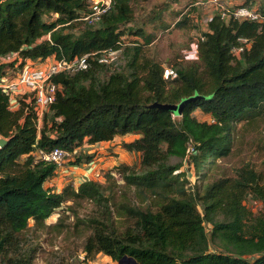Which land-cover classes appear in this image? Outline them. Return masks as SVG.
Wrapping results in <instances>:
<instances>
[{"label": "trees", "instance_id": "trees-1", "mask_svg": "<svg viewBox=\"0 0 264 264\" xmlns=\"http://www.w3.org/2000/svg\"><path fill=\"white\" fill-rule=\"evenodd\" d=\"M89 7V0H0V57L18 54L0 59V77L27 61L95 53L88 68L53 76L62 89L40 128L33 108L21 99L18 109H10L0 88V137L7 139L0 147V264H34L37 231L65 202L80 199L98 206L87 218L84 260L63 256L57 264H84L99 253L115 264L124 257L137 264H264V209L254 213L245 203L248 197L264 202V176L244 166L235 177L209 179L218 159L231 153L234 122L264 115V20L213 14L199 41V59L166 79L165 67L140 45L119 43L122 27L133 20L130 0H114L95 24L81 19ZM256 8L264 16V6ZM78 21L85 24L75 34ZM241 38L251 46L237 56L232 49ZM108 49L120 50L116 66L98 60ZM184 100L181 113L160 106ZM197 109L212 121H200L193 115ZM127 134L136 135L123 145L141 154L142 170L126 172L122 165L124 180L163 195L156 209L122 201L113 210L104 184L94 179L61 191L48 188L56 164L29 155L35 144L77 155L86 142ZM190 144L189 157L205 180L202 190L185 188L174 174L181 164L167 161L186 158ZM94 158L80 152L73 164Z\"/></svg>", "mask_w": 264, "mask_h": 264}, {"label": "rangeland", "instance_id": "rangeland-1", "mask_svg": "<svg viewBox=\"0 0 264 264\" xmlns=\"http://www.w3.org/2000/svg\"><path fill=\"white\" fill-rule=\"evenodd\" d=\"M218 2L225 7L264 6V0H218ZM92 3L93 0H89V4ZM130 5L134 13L133 20L122 27L124 35L120 40L123 45H140L146 55L157 60L164 67L172 66L176 70L199 59L197 51L195 52L196 40L207 31L209 18L220 12L219 5L209 0H130ZM225 19L228 20L229 17ZM84 24L78 21L72 32L78 34ZM138 30L143 33L136 34ZM16 57L18 54L12 58ZM116 62L120 63L118 59ZM18 69L20 65L15 66V69L9 68L8 75L12 77ZM193 115L200 121H212V117L200 109L195 110ZM176 118L180 119V116ZM129 138L134 140L136 136ZM231 140V153L227 157L218 159L209 179L217 176L235 177L238 169L244 166H250L264 176V115L234 122ZM124 142L128 141L120 139V143L115 145H120L119 150L113 151V147L112 149L106 147L108 151L100 154L106 156L105 160L111 161L108 165L73 164L80 152L94 153L86 142L82 150H78L77 155L69 156L70 160L65 163L64 168L56 170L53 179L47 181L45 186L61 191L68 184L78 185L86 179H94L104 184L113 210L122 201L143 208L149 206L156 209L158 202L162 197L164 198L163 195L140 191L135 185H129L124 180L122 165L129 168L125 170L126 172L142 170L141 154L127 150L123 145ZM192 152L194 151L190 148L186 158L171 156L167 161L171 166L181 164L174 174H179L180 179L185 182V188L192 191L202 190L205 180L197 176L195 165L189 157ZM99 170L100 174L97 175ZM108 174L113 178L107 179ZM245 203L254 213L264 209V202L251 197H248ZM97 208V204L89 199L69 200L58 208L49 217L50 223H47L49 226L40 228L36 233L39 249L34 264H57L63 256L79 259L83 253L84 240L90 233L86 225L87 218L95 214ZM115 221L119 227H122L121 221L116 217ZM33 224L34 221L31 219L30 226ZM98 255L101 256L100 258L104 257V254L99 253L96 258ZM104 264L107 262L104 261Z\"/></svg>", "mask_w": 264, "mask_h": 264}, {"label": "built area", "instance_id": "built-area-1", "mask_svg": "<svg viewBox=\"0 0 264 264\" xmlns=\"http://www.w3.org/2000/svg\"><path fill=\"white\" fill-rule=\"evenodd\" d=\"M213 3H217L220 7L219 14L222 18L232 17L238 19H248L252 21H262L264 16L257 10L255 6L240 5V6H223L219 4L218 0H209ZM114 0H93V3L89 7V11L84 14L81 19L88 23H97L101 20L103 15L112 7ZM211 18V17H210ZM209 18V19H210ZM203 39V36L196 40L195 52L197 51L199 56V41ZM121 45V41L119 42ZM251 46V41L247 38H241V44L235 46L232 50L237 56H240L242 52ZM120 50L108 49L102 51L99 57V62L117 65L118 53ZM95 53H87L67 60L66 58H56L51 56L45 59H40L38 63L34 61H27L24 65L20 66L15 75L12 77L4 75L0 77V88L6 91L9 98V103H20L23 99L29 106L33 108L36 114V124L40 128L43 124V118L45 113L49 110L50 105L54 102L57 93L62 89V85L53 81V76L63 71H77L86 69L89 66V61L92 55ZM14 55L17 53L8 54L0 57L2 61H11ZM178 75V71L172 67L167 66L164 68V77L166 79L175 78ZM192 145H189L188 153ZM73 152H69L65 149L55 147L49 151H46L37 144L29 153L35 162L44 161L48 163L56 164L57 170L64 168V165L69 161ZM68 158V159H67ZM100 174V170L98 174ZM80 260H84V253L80 255ZM86 261L84 264H86Z\"/></svg>", "mask_w": 264, "mask_h": 264}, {"label": "crops", "instance_id": "crops-1", "mask_svg": "<svg viewBox=\"0 0 264 264\" xmlns=\"http://www.w3.org/2000/svg\"><path fill=\"white\" fill-rule=\"evenodd\" d=\"M39 60L40 59H38V60H36L34 62L38 63ZM19 106H20V103H12V104L9 103V108L13 109V110L18 109ZM131 136H136V135H134V134L118 135V136L115 137L114 140H111V141H102V142H98L96 144H88L90 147H92L91 151H93L95 153V158L92 161V163H90V164H94V165H97V166H99V165L103 166L104 164L105 165L106 164L107 165L110 164L111 161L105 160L106 156H102V155L100 156V154L103 153L104 151H105V153H106V151H108L106 149V147H110V148L113 147V151L119 150L120 145H117V146H115V145L120 143V139H126L127 141H131L132 138H129ZM93 147H95V148L93 149ZM99 156H100V158H98ZM112 161L116 162V160H112ZM46 222L50 223L49 218L47 219ZM100 257L101 256L98 255V258H96L95 260H89L86 264H104V261L107 262V264H115V262L112 260V258L110 256H108V255L104 254V257H102V258H100Z\"/></svg>", "mask_w": 264, "mask_h": 264}, {"label": "water", "instance_id": "water-1", "mask_svg": "<svg viewBox=\"0 0 264 264\" xmlns=\"http://www.w3.org/2000/svg\"><path fill=\"white\" fill-rule=\"evenodd\" d=\"M185 102H186V100H184L180 104H163V105H160V106L165 108V109H170V110H173V111H175L177 113H181L183 105H184ZM6 142H7V139H5L3 137L0 138V147H2ZM119 264H137V263L131 257H124L123 259L120 260Z\"/></svg>", "mask_w": 264, "mask_h": 264}]
</instances>
